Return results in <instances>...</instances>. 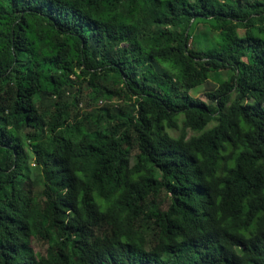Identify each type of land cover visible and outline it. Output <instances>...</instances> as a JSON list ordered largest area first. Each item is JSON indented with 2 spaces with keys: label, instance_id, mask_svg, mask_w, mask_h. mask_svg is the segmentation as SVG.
<instances>
[{
  "label": "trees",
  "instance_id": "1",
  "mask_svg": "<svg viewBox=\"0 0 264 264\" xmlns=\"http://www.w3.org/2000/svg\"><path fill=\"white\" fill-rule=\"evenodd\" d=\"M0 264H264V0H0Z\"/></svg>",
  "mask_w": 264,
  "mask_h": 264
},
{
  "label": "rangeland",
  "instance_id": "2",
  "mask_svg": "<svg viewBox=\"0 0 264 264\" xmlns=\"http://www.w3.org/2000/svg\"><path fill=\"white\" fill-rule=\"evenodd\" d=\"M197 33L203 36L206 33H208V30H207V28L201 26V28L198 30ZM241 33H243V32H241ZM210 84H211V86H207V87L201 86V87L193 90L192 91V95L195 96V97H199V98H201L203 100H206V92L209 91V89H211L212 86L214 85V83H210ZM172 134L173 135H177V133H175V132H173ZM190 134H192V133H190ZM36 250L37 251L39 250L38 246H36ZM40 251H42L44 253V249H40Z\"/></svg>",
  "mask_w": 264,
  "mask_h": 264
}]
</instances>
